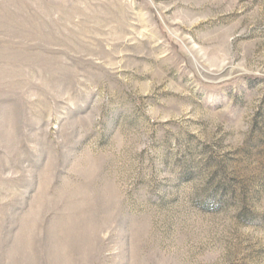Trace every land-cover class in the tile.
Segmentation results:
<instances>
[{"label":"rangeland","instance_id":"374dc122","mask_svg":"<svg viewBox=\"0 0 264 264\" xmlns=\"http://www.w3.org/2000/svg\"><path fill=\"white\" fill-rule=\"evenodd\" d=\"M0 264H264V0H0Z\"/></svg>","mask_w":264,"mask_h":264}]
</instances>
